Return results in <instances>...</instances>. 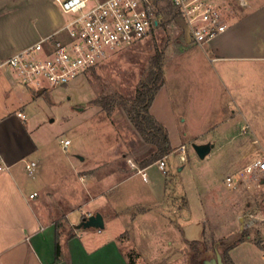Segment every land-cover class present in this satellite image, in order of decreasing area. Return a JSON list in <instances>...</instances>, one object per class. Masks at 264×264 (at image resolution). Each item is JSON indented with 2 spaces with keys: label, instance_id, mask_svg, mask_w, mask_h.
Masks as SVG:
<instances>
[{
  "label": "rangeland",
  "instance_id": "1",
  "mask_svg": "<svg viewBox=\"0 0 264 264\" xmlns=\"http://www.w3.org/2000/svg\"><path fill=\"white\" fill-rule=\"evenodd\" d=\"M219 1L230 21L233 0ZM158 4L160 25L146 38L113 51L65 86L38 92L2 72L0 110L16 115L23 108L34 141L57 147L66 163L75 161L73 176L64 166L59 185L82 193L92 184L95 162L102 170L111 160L116 170L137 172L129 160L146 168L158 154L131 110L141 108L140 91L163 80L158 112L175 147L150 164L147 182L134 181L140 194L151 190L155 198L166 187V196L151 213L139 207L132 220L110 222L108 228L125 226L119 241L130 264H195V259L211 264L218 252L226 264H264V173L246 171L264 151V61L213 65L177 12L166 0ZM205 47L210 50V42ZM66 139L72 144L63 150ZM206 143L213 148L201 158L194 144ZM161 160L167 172L159 168ZM128 183L113 191H125Z\"/></svg>",
  "mask_w": 264,
  "mask_h": 264
},
{
  "label": "crops",
  "instance_id": "2",
  "mask_svg": "<svg viewBox=\"0 0 264 264\" xmlns=\"http://www.w3.org/2000/svg\"><path fill=\"white\" fill-rule=\"evenodd\" d=\"M233 2L230 27L210 42V50L205 44L201 47L213 65L264 61V0ZM64 21L55 0H0V60L54 33ZM163 85L151 105V113L162 124L165 122L158 111ZM4 88L0 81V91ZM20 111L25 113L23 108L16 115L0 110V158L10 166L0 171V264H130L119 241L125 226L110 229L108 223L132 220L139 207H148L143 210L144 215L151 213L150 207L165 198L166 187L155 198L151 190L148 195L140 194L134 178L147 182L142 174L130 167L116 170L108 160L104 161V170L98 168L97 162L92 165V184L82 193L72 185L64 190L59 185L65 178L64 166L73 176L75 161L70 158L66 163L60 159L54 145H38L25 126L26 121L18 116ZM169 138L175 147L170 135ZM27 161L37 162L35 176L26 170ZM152 165L146 166L145 171ZM127 182L125 191H113L115 186ZM97 212L104 217L103 229L78 227L87 215Z\"/></svg>",
  "mask_w": 264,
  "mask_h": 264
},
{
  "label": "built area",
  "instance_id": "3",
  "mask_svg": "<svg viewBox=\"0 0 264 264\" xmlns=\"http://www.w3.org/2000/svg\"><path fill=\"white\" fill-rule=\"evenodd\" d=\"M185 21L193 42L203 46L227 31L230 25L226 6L219 0H170ZM63 14V25L36 43L0 60V74L9 73L24 86L46 90L65 86L84 75L113 51L146 38L160 25L158 0H55ZM158 20V24L155 21ZM18 116L26 120L24 112ZM245 128H249L246 126ZM70 139L64 141L68 147ZM129 164L148 180L145 168ZM159 168L166 171V161ZM36 161H27L29 175L36 174ZM10 166L1 162L0 171ZM247 173H264V151L247 165ZM229 184L232 181L228 178ZM37 192L31 194L34 197Z\"/></svg>",
  "mask_w": 264,
  "mask_h": 264
},
{
  "label": "trees",
  "instance_id": "4",
  "mask_svg": "<svg viewBox=\"0 0 264 264\" xmlns=\"http://www.w3.org/2000/svg\"><path fill=\"white\" fill-rule=\"evenodd\" d=\"M168 7L171 9H174L172 3L170 0H166ZM175 10V9H174ZM164 81L162 80L160 83L155 85L154 88L151 90L144 89L143 91H140L138 93V101L140 102V109H137V107H134L131 110V119L134 122L137 129L142 133V135L148 140L149 142L153 143L158 147V154L154 157L150 158L145 166H149L153 161L164 157L165 155H168L171 153V151L174 150V148L171 145V141L169 138L168 131L166 127L159 122L155 116L151 113L150 107L152 105V102L156 96V93L160 89V87L163 85ZM233 246L229 247V249H232ZM61 246L59 243V240L57 241V261H59V255H60ZM206 260H194L195 264H205Z\"/></svg>",
  "mask_w": 264,
  "mask_h": 264
},
{
  "label": "water",
  "instance_id": "5",
  "mask_svg": "<svg viewBox=\"0 0 264 264\" xmlns=\"http://www.w3.org/2000/svg\"><path fill=\"white\" fill-rule=\"evenodd\" d=\"M156 24H158V20L155 21ZM194 148L198 155L201 158H205L212 150L213 145L210 143L206 144H194ZM243 218L241 217V221ZM79 228H98V229H103L105 227V221L104 217L100 212H97L95 214H91L88 217H85L81 223L78 225ZM208 261H205V264H210L207 263ZM211 264H226L224 262L223 256L221 253H217V260L214 263Z\"/></svg>",
  "mask_w": 264,
  "mask_h": 264
}]
</instances>
